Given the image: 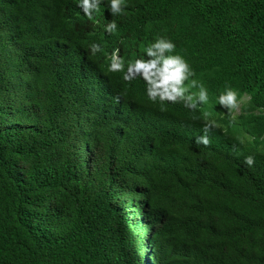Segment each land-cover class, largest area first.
Segmentation results:
<instances>
[{
    "label": "trees",
    "instance_id": "obj_1",
    "mask_svg": "<svg viewBox=\"0 0 264 264\" xmlns=\"http://www.w3.org/2000/svg\"><path fill=\"white\" fill-rule=\"evenodd\" d=\"M75 4L0 0V264H264V0H147L128 28L251 96L232 132L103 74Z\"/></svg>",
    "mask_w": 264,
    "mask_h": 264
},
{
    "label": "clouds",
    "instance_id": "obj_2",
    "mask_svg": "<svg viewBox=\"0 0 264 264\" xmlns=\"http://www.w3.org/2000/svg\"><path fill=\"white\" fill-rule=\"evenodd\" d=\"M75 1L65 12L64 28L80 38L86 55L103 74L129 80L145 105L164 112H188L224 132L241 127L236 121L263 113L251 96L200 80L198 68L203 63L193 60L169 32L146 39L129 31L141 27L148 16L147 0ZM208 131L205 127L196 142L208 144ZM245 162L252 165L253 158Z\"/></svg>",
    "mask_w": 264,
    "mask_h": 264
},
{
    "label": "rangeland",
    "instance_id": "obj_3",
    "mask_svg": "<svg viewBox=\"0 0 264 264\" xmlns=\"http://www.w3.org/2000/svg\"><path fill=\"white\" fill-rule=\"evenodd\" d=\"M246 99V98H245ZM239 112V108L238 109H235L234 111H233V114H237Z\"/></svg>",
    "mask_w": 264,
    "mask_h": 264
}]
</instances>
